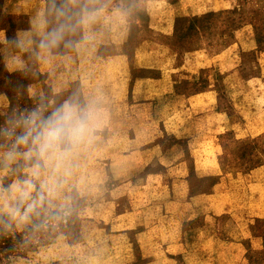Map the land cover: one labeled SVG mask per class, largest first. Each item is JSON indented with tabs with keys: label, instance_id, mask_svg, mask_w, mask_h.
<instances>
[{
	"label": "crops",
	"instance_id": "crops-1",
	"mask_svg": "<svg viewBox=\"0 0 264 264\" xmlns=\"http://www.w3.org/2000/svg\"><path fill=\"white\" fill-rule=\"evenodd\" d=\"M20 41L28 44L24 34ZM57 58L40 62L51 92L63 102L99 101L106 119L79 161L76 180L83 183L66 193L72 204L80 201L76 241L58 236L34 253L39 262L63 264L82 250H100L123 258L114 264H196L199 248L214 258L212 246H243L244 193L255 187L242 165L233 171L227 164L232 157L244 163V137L233 132L214 86L204 84L210 65L175 59L148 42L103 62ZM9 59L12 70L23 66L18 56ZM8 106L0 90V113ZM11 169L0 167V184Z\"/></svg>",
	"mask_w": 264,
	"mask_h": 264
},
{
	"label": "rangeland",
	"instance_id": "rangeland-1",
	"mask_svg": "<svg viewBox=\"0 0 264 264\" xmlns=\"http://www.w3.org/2000/svg\"><path fill=\"white\" fill-rule=\"evenodd\" d=\"M103 2L105 11L91 28L92 39L76 49L61 47L48 57L39 48L43 33L38 21L46 15L49 0H0V33L4 37L0 43V90L9 102L7 110L0 113V123L13 112H26L41 104L50 112L63 103V95L51 92L47 73L40 70V64L48 59L56 63L57 57H63V63L85 58L103 62L116 54L130 55L138 44L148 42L172 53L175 59L189 58L197 65H210L211 79L204 84L209 81L214 86L221 107L228 111L234 125L233 132L244 137L239 150L244 163L230 160L232 157L227 164L233 171L242 165L247 184L255 188L247 187L244 193L249 208L244 212V225L238 229L243 246H212L211 252L219 254L214 258L202 257L204 250L199 248L195 263L264 264V0ZM21 34L28 43L24 48ZM15 56L23 66L12 70L9 58ZM235 148L233 145L229 153L233 154ZM3 153L0 149L1 157ZM9 168L8 177L2 179L5 188L17 179L15 166ZM78 204L79 200L71 203L72 211L64 220L40 231H33L31 225L14 224L11 231L0 227V264H44L34 255L39 248L60 235L76 241ZM92 253L82 250L78 259L65 258L62 262H124L123 258H110L108 251Z\"/></svg>",
	"mask_w": 264,
	"mask_h": 264
},
{
	"label": "clouds",
	"instance_id": "clouds-1",
	"mask_svg": "<svg viewBox=\"0 0 264 264\" xmlns=\"http://www.w3.org/2000/svg\"><path fill=\"white\" fill-rule=\"evenodd\" d=\"M104 11L103 0H49L38 21L42 53L51 57L61 47H81L92 39L91 28ZM105 119L99 101L82 103L73 96L50 112L41 104L0 123V167L17 171L14 183L0 184V216L7 217L0 227L31 225L40 231L70 215L72 198L66 193L83 183L76 180L79 161L99 140Z\"/></svg>",
	"mask_w": 264,
	"mask_h": 264
}]
</instances>
